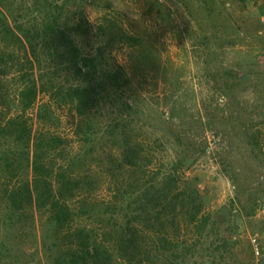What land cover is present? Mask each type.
Returning <instances> with one entry per match:
<instances>
[{"label": "rangeland", "instance_id": "1", "mask_svg": "<svg viewBox=\"0 0 264 264\" xmlns=\"http://www.w3.org/2000/svg\"><path fill=\"white\" fill-rule=\"evenodd\" d=\"M65 1L62 22L82 52L103 53V62L128 78L114 103L101 102L99 122L127 101L131 108L122 115L143 127L141 138L163 141L168 160L182 162L213 216L215 226L207 230L218 243L208 249L204 242V258L189 263L264 264V0ZM33 8L32 0H0L11 26L32 18ZM45 75L74 82L50 64ZM47 97L38 93L25 112L32 132L58 134L66 149H76L70 107H53L56 118L45 123L37 117ZM4 111L0 106V122L16 108ZM108 195L98 188L97 209ZM3 207L0 191V263H57L66 246L46 214L34 208L7 231Z\"/></svg>", "mask_w": 264, "mask_h": 264}, {"label": "trees", "instance_id": "2", "mask_svg": "<svg viewBox=\"0 0 264 264\" xmlns=\"http://www.w3.org/2000/svg\"><path fill=\"white\" fill-rule=\"evenodd\" d=\"M42 1L32 0V18L22 16L13 26L0 9V106L5 113L16 108L0 122L7 231L35 208L63 237L66 247L55 264H192L204 258L203 243L209 249L218 241L207 230L215 221L194 179L180 160L167 159L163 141L140 137L143 127L122 115L131 108L127 101L125 109H114L115 117L99 122L101 102L114 103L128 78L121 67L109 68L103 53L82 52L62 22L65 0ZM201 38L208 45L209 36ZM49 64L54 72L71 73L74 82L46 77ZM40 92L48 96L37 108L43 123L56 118L53 107L74 112L76 149H66L58 134L32 132L24 115ZM102 186L109 195L97 209L94 195Z\"/></svg>", "mask_w": 264, "mask_h": 264}]
</instances>
